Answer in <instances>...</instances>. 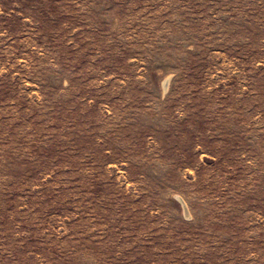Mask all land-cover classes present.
Instances as JSON below:
<instances>
[{
  "label": "rangeland",
  "instance_id": "1",
  "mask_svg": "<svg viewBox=\"0 0 264 264\" xmlns=\"http://www.w3.org/2000/svg\"><path fill=\"white\" fill-rule=\"evenodd\" d=\"M0 264H264V0H0Z\"/></svg>",
  "mask_w": 264,
  "mask_h": 264
}]
</instances>
